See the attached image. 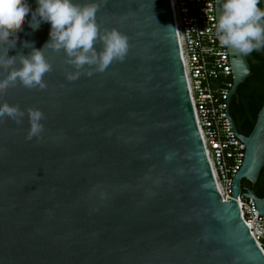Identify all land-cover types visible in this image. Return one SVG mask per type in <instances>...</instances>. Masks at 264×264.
<instances>
[{"label": "water", "instance_id": "1", "mask_svg": "<svg viewBox=\"0 0 264 264\" xmlns=\"http://www.w3.org/2000/svg\"><path fill=\"white\" fill-rule=\"evenodd\" d=\"M84 4L90 0H75ZM100 30H119L129 49L104 72L85 66L76 80L63 50L46 48L44 88L19 81L0 88V104L23 117L0 118V264H264L241 217L264 168V104L248 136L238 132L230 101L252 73L246 56L228 50L233 87L225 117L245 146L222 202L196 124L171 0H97ZM34 10L36 0H28ZM215 21L220 11L215 0ZM0 42L19 67L50 25L28 26ZM94 47L99 51L102 44ZM91 72V75L87 73ZM228 104V112H227ZM43 113L31 139L29 110Z\"/></svg>", "mask_w": 264, "mask_h": 264}, {"label": "clouds", "instance_id": "2", "mask_svg": "<svg viewBox=\"0 0 264 264\" xmlns=\"http://www.w3.org/2000/svg\"><path fill=\"white\" fill-rule=\"evenodd\" d=\"M260 0H218L220 11L214 24L215 36L222 47L247 56L253 51L264 48V8L258 7ZM33 10L28 0H0V42L8 41L16 35L17 29L29 14L28 26L33 32L39 30L42 23L50 25L49 39L40 48L34 42H24L31 48L28 56H19V67L12 68L6 76L0 75V88L19 81L26 88L39 86L44 88L45 73L51 70L44 50L46 48L63 53L66 63L75 71L67 74L68 80L79 78L80 70L85 66L104 72L114 60H123L129 43L128 37L119 30H100L96 22L99 8L97 0L80 4L75 0H36ZM99 41L102 49L94 45ZM17 57L10 52H0V67L13 65ZM91 75V72L87 73ZM17 119L23 112L7 103L0 104V118ZM30 130L28 138L38 136L43 126L40 121L43 113L37 109L29 110Z\"/></svg>", "mask_w": 264, "mask_h": 264}, {"label": "built area", "instance_id": "3", "mask_svg": "<svg viewBox=\"0 0 264 264\" xmlns=\"http://www.w3.org/2000/svg\"><path fill=\"white\" fill-rule=\"evenodd\" d=\"M171 4L196 124L221 201L230 202L245 146L224 118L233 79L228 50L215 36V0H171ZM237 203L243 222L264 253V217L251 199L241 195Z\"/></svg>", "mask_w": 264, "mask_h": 264}, {"label": "trees", "instance_id": "4", "mask_svg": "<svg viewBox=\"0 0 264 264\" xmlns=\"http://www.w3.org/2000/svg\"><path fill=\"white\" fill-rule=\"evenodd\" d=\"M258 7L264 8V0H260ZM246 57L252 75L238 87V96L230 104V113L238 132L248 136L264 104V48ZM248 189L258 198H264V168L253 187L247 181L242 182L243 193Z\"/></svg>", "mask_w": 264, "mask_h": 264}, {"label": "flooded vegetation", "instance_id": "5", "mask_svg": "<svg viewBox=\"0 0 264 264\" xmlns=\"http://www.w3.org/2000/svg\"><path fill=\"white\" fill-rule=\"evenodd\" d=\"M236 93H237V96H238V89H237ZM233 99H236V98L233 97V98L231 99V101H230V104H231V102L233 101ZM229 108H230V106H229Z\"/></svg>", "mask_w": 264, "mask_h": 264}]
</instances>
